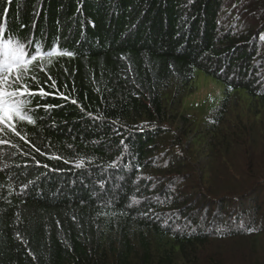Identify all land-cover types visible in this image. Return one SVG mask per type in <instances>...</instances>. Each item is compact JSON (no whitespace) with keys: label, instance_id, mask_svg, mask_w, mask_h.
<instances>
[{"label":"trees","instance_id":"16d2710c","mask_svg":"<svg viewBox=\"0 0 264 264\" xmlns=\"http://www.w3.org/2000/svg\"><path fill=\"white\" fill-rule=\"evenodd\" d=\"M263 2L239 29L229 0H0L50 93L34 125L0 131V264H223L218 242L257 246L264 228L206 198L235 157L264 173ZM53 45L74 55L50 63ZM198 77L218 101L186 103Z\"/></svg>","mask_w":264,"mask_h":264},{"label":"rangeland","instance_id":"374dc122","mask_svg":"<svg viewBox=\"0 0 264 264\" xmlns=\"http://www.w3.org/2000/svg\"><path fill=\"white\" fill-rule=\"evenodd\" d=\"M234 1L236 0H229V3L225 6L226 9L233 6L231 10L229 9L230 13L237 18L241 15L243 18H247L248 21L245 22L242 19L243 21L239 22L237 28L245 29L249 26L255 27L262 20V13L259 15L255 14L254 19L243 14H246L248 11L258 9L263 0H237V4H234ZM251 5L253 6L252 8ZM247 23H249V26ZM219 95V87L216 86L210 79L205 80L198 77L196 83H194L191 95L185 101L187 104L195 107L201 103L208 104L209 102L214 101V99L218 101ZM215 104H217V102ZM235 158L236 159H231L232 164L236 163L231 169V173L233 174L227 173V176L220 180L217 184L219 187V185L223 182L226 183L222 187L220 186L219 189H216L217 197L213 199L206 198V201L209 203L211 202V206L216 207V209H218L217 205H223V207L227 209V211L225 210L220 215L221 219L219 220L223 222L229 218L238 220L236 216L238 213L244 211L243 215L247 216L244 218L245 220L251 219L253 222L248 221L250 224L254 225V222H257L258 225L264 228V186H262L264 185V173L262 174V171L257 173L256 171L261 169L255 170L253 166L246 167L245 161H241V158ZM259 167L263 168L262 166ZM249 174L250 176H247ZM258 179L263 182H260L261 184L259 183L258 186H254V183ZM228 182L235 183L236 187L233 188L229 186ZM247 186L249 187L244 189ZM192 187H194V183L192 182L190 184L187 182L184 187L181 188V192L188 193L187 189L189 191H193L191 190ZM205 193L206 191L202 192L203 195ZM234 196H237V198L233 199ZM254 203L259 206V212L257 213L258 216H255L251 212L253 210L252 205ZM214 207V210H212L214 213L212 214L214 215L216 213L218 216L219 212H217ZM237 207L242 209L241 212L235 210ZM238 226L239 224H235L231 228L241 230V227ZM228 239L226 241L218 242L220 243L218 244L219 246H224L222 248L224 252L222 253L226 255V260L223 264H264V238L258 241L257 246H253L245 237Z\"/></svg>","mask_w":264,"mask_h":264},{"label":"snow or ice","instance_id":"6c2138e0","mask_svg":"<svg viewBox=\"0 0 264 264\" xmlns=\"http://www.w3.org/2000/svg\"><path fill=\"white\" fill-rule=\"evenodd\" d=\"M33 44L36 45L33 50L35 54L26 51V47ZM0 51L4 54L3 60H0V131L8 128L14 134H18L17 121H26L30 125L35 124V118L31 114L32 109L30 108L33 103L32 98L50 95L44 85L40 83L39 76L33 71L35 62L45 58V52L41 50V46L35 40H28L27 37L20 39L15 37V34L9 36L3 26H0ZM73 55L74 53L71 51L59 50L56 45L46 51L50 63L52 57H71ZM41 71H46V69H41ZM48 78L51 79L50 73ZM32 83H35L36 87H32ZM51 86L55 87V84L53 83ZM26 97L27 99H25ZM71 102L76 103L75 100ZM35 107L38 109L41 105L36 104ZM43 107L51 106L43 105ZM81 166L82 163L77 162L76 167Z\"/></svg>","mask_w":264,"mask_h":264}]
</instances>
